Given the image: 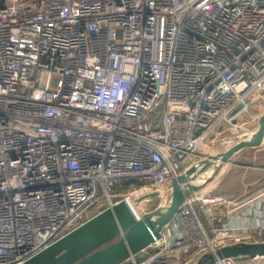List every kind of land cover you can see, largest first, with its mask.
<instances>
[{"label":"built area","instance_id":"1","mask_svg":"<svg viewBox=\"0 0 264 264\" xmlns=\"http://www.w3.org/2000/svg\"><path fill=\"white\" fill-rule=\"evenodd\" d=\"M257 100L264 0H0V264L164 187ZM199 193L124 262L196 264L264 242V188Z\"/></svg>","mask_w":264,"mask_h":264},{"label":"water","instance_id":"2","mask_svg":"<svg viewBox=\"0 0 264 264\" xmlns=\"http://www.w3.org/2000/svg\"><path fill=\"white\" fill-rule=\"evenodd\" d=\"M231 140L234 143L226 152L191 175H180L165 187L140 195L131 202L121 199L113 203L21 264H121L162 236L186 197L201 192L233 163L239 153L264 144V115L254 133L240 134ZM210 170L211 174L204 183L196 182L199 176ZM132 182L133 178L124 180L126 184ZM137 183L143 185L142 180ZM166 193L167 201L157 207L145 210L140 206L142 201ZM259 255H264V242H242L222 247L214 254L208 253L196 264H213L216 259L227 257L246 260Z\"/></svg>","mask_w":264,"mask_h":264},{"label":"rangeland","instance_id":"3","mask_svg":"<svg viewBox=\"0 0 264 264\" xmlns=\"http://www.w3.org/2000/svg\"><path fill=\"white\" fill-rule=\"evenodd\" d=\"M254 108H255V111H257L259 113H255V114L252 113V116L248 115L250 117L240 118V120L237 121V122H235V125H233V130L224 131L223 132L224 133L223 135L225 137L231 139L232 137H235V136L240 135V134H245V133L247 134L249 132L251 133L250 130H252L253 126H256L257 125L256 123H258V121H257V118H258L257 115L261 114L264 111V101L263 100H260L259 103H256L255 104ZM255 130H256V128H255ZM233 142H234V140H233ZM220 143H221V140H220V142L217 143V145L212 146V148L207 143L205 145H202L201 146V149L203 148L205 150V153L210 154L211 159L210 160H207V158H206V160H204V162H202L200 165H197L196 168L203 167L207 162H209V161H211L213 159L218 158L221 152H224V151H227L228 150L227 149V150L222 151V147H220V146L223 145L225 142L223 141L222 142L223 144L222 143L220 144ZM230 147L231 146H228V148H230ZM203 149H202V151H204ZM258 149L259 150L247 148L246 150H244L243 152L240 153V156L238 158L239 161H241V162L252 163L253 166H255V168H254L253 171H257V172L258 171H263L261 169L260 170H256V169L262 168L259 165H263L264 164V144H262L261 147L258 148ZM199 155L194 158V160L192 161V163L190 165H187V168L185 169V172L187 171L188 167H190L192 164L193 165L195 164V161L198 160ZM245 166H248V165H245ZM230 169H231V172H226L225 171L223 173L222 177H220L219 180H217V182L212 183V185L209 188L211 190V191H209V193L216 195L215 192H216V186H217V184L220 183V181L223 179L224 176L227 175V177H229L230 175H232V173H235L234 175L237 176V177L238 176L241 177V184H240V186H238V188H241V189L243 188V186L245 185V184H243V182H245V178H246V174H244V172H246L248 170L245 167H242V168H231L230 167ZM204 178H207V176H204ZM221 185H223V184H221ZM218 188L220 189L221 186H219ZM124 190H126V189H124ZM117 191H119V189ZM200 193H203V192H200ZM166 195H167V193L164 194L163 196H157L155 198H150L148 200H144V201H142V203L140 204V206H143L142 208L145 209V210H151V209L157 207L159 204L164 203L165 200L168 199ZM142 254H143V252L140 253V255H142ZM121 264H126V262H122Z\"/></svg>","mask_w":264,"mask_h":264},{"label":"crops","instance_id":"4","mask_svg":"<svg viewBox=\"0 0 264 264\" xmlns=\"http://www.w3.org/2000/svg\"><path fill=\"white\" fill-rule=\"evenodd\" d=\"M260 101V100H259ZM259 101L257 103H259ZM264 101V100H263ZM256 103H254L252 105V107L254 108ZM264 112V111H263ZM262 112V113H263ZM252 113L255 114V113H259L257 111H255V108L254 110L252 109ZM261 114L258 115V118ZM251 116V115H250ZM248 115H243L241 116L240 118H245V117H250ZM240 118L237 120L239 121ZM258 121V119H257ZM245 123V122H244ZM257 124V123H256ZM235 125V124H234ZM257 127L256 126H253L252 130L251 131V134L252 132H254L255 128ZM230 130V129H228ZM227 131V130H225ZM224 132V131H223ZM220 133L219 136H217L213 141L212 143L210 144L211 148L212 146H215L217 145L218 142H220L221 140V143L224 141L225 143L223 145H221L220 147H222V151L224 150H227L229 149L228 146H232L233 145V141L227 137H225L223 134L224 133ZM223 135V136H222ZM220 143V144H221ZM219 147V146H218ZM261 146L259 147H255V148H251V149H256V150H259L258 148H260ZM218 149V148H217ZM246 150V149H245ZM226 152V151H224ZM224 152H221L219 156H221ZM243 152V151H242ZM239 156H240V153L235 156L233 158V163L229 164L227 166V168L225 169L226 172H231V168H242V167H245L248 171L244 172V174H246V178H245V182H243V184H245L243 186V188H238V186H240L241 184V177H237L235 176L234 174L235 173H232V175H228L229 177L224 176L223 179L220 181V183L217 184V186H221V188L219 189L217 186H216V192L215 194L216 195H224V196H227L229 198H233V199H243V198H247V197H250L254 194H256L259 190L263 189L264 188V164L263 165H259L260 167L262 168H258L256 170H263V171H253L255 166H253L252 163H245V162H241L239 161ZM185 166L187 167V163H184ZM245 165H248V166H245ZM255 165V164H254ZM230 166V167H229ZM251 166V167H250ZM229 170V171H228ZM210 171L208 172H205V176L206 174H208ZM257 175V176H256ZM222 177V176H221ZM205 179V178H203ZM219 180V179H218ZM214 182H217V180H213L212 182H210L208 184L207 187L203 188L201 191H211L209 188L210 186L212 185V183ZM220 184V185H219ZM223 184V185H221ZM213 190V189H212ZM239 190V191H238Z\"/></svg>","mask_w":264,"mask_h":264},{"label":"bare ground","instance_id":"5","mask_svg":"<svg viewBox=\"0 0 264 264\" xmlns=\"http://www.w3.org/2000/svg\"><path fill=\"white\" fill-rule=\"evenodd\" d=\"M262 115H264V112L263 113H261V115L259 116V118H257L258 119V121H259V119L261 118V116ZM257 117H258V115H257ZM252 133H254V132H252ZM203 149V148H202ZM204 150V149H203ZM206 158H207V160H210L211 159V157H210V154H207V153H205V150L204 151H202V153L199 155V158H198V160H196L195 161V164L192 166H190V167H188V169H187V171L186 172H184V175H191V173H193V172H196L198 169H200V167L199 168H196V166L197 165H200L202 162H204V160H206ZM197 169V170H196ZM225 172V171H224ZM223 172V173H224ZM223 173L219 176V177H217L215 180H218L222 175H223ZM211 174V172H209L206 176H207V178L209 177V175ZM183 175V174H182ZM204 175V174H203ZM203 175H201V176H199L198 177V179L196 180V182H199V183H204L205 182V179H207V178H205V179H203L204 178V176ZM212 182V181H211ZM209 184V183H208ZM208 184L205 186V187H207L208 186ZM205 187H203V188H205ZM202 188V189H203ZM138 193H140V192H143V194H146V193H149L148 192V190H146V189H143V191H141V190H138L137 191ZM201 192H207V191H201ZM136 209V208H135ZM136 211H138L137 209H136Z\"/></svg>","mask_w":264,"mask_h":264},{"label":"trees","instance_id":"6","mask_svg":"<svg viewBox=\"0 0 264 264\" xmlns=\"http://www.w3.org/2000/svg\"><path fill=\"white\" fill-rule=\"evenodd\" d=\"M253 110H254V108L253 107H251Z\"/></svg>","mask_w":264,"mask_h":264}]
</instances>
